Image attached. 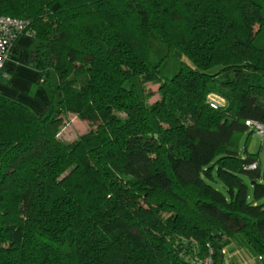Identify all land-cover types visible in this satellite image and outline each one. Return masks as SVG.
Wrapping results in <instances>:
<instances>
[{
    "label": "trees",
    "instance_id": "obj_1",
    "mask_svg": "<svg viewBox=\"0 0 264 264\" xmlns=\"http://www.w3.org/2000/svg\"><path fill=\"white\" fill-rule=\"evenodd\" d=\"M263 10L0 0L50 91L44 116L0 96V264H221L232 241L264 264V172L239 150L246 121L264 126ZM151 33L183 56L172 78L149 61ZM69 114L92 127L73 142L58 138Z\"/></svg>",
    "mask_w": 264,
    "mask_h": 264
},
{
    "label": "crops",
    "instance_id": "obj_2",
    "mask_svg": "<svg viewBox=\"0 0 264 264\" xmlns=\"http://www.w3.org/2000/svg\"><path fill=\"white\" fill-rule=\"evenodd\" d=\"M34 39L29 35L21 36L10 48L4 64L7 80L0 82V94L3 97L28 107L35 115L44 116L50 107V94L42 85V76L29 66ZM35 88V91L33 90ZM31 91L33 93L31 94ZM221 264H263L240 241H232L222 251Z\"/></svg>",
    "mask_w": 264,
    "mask_h": 264
},
{
    "label": "rangeland",
    "instance_id": "obj_3",
    "mask_svg": "<svg viewBox=\"0 0 264 264\" xmlns=\"http://www.w3.org/2000/svg\"><path fill=\"white\" fill-rule=\"evenodd\" d=\"M252 1H256V0H252ZM262 13L264 17V10L262 11ZM254 30L256 32L257 27H255ZM253 45L259 49H264V21L261 23L260 31L255 37L253 41ZM175 55L177 56V58H175L171 54L168 55L165 46L158 41L154 33L149 34L148 37L149 61L153 66L158 67L159 72L165 78L168 79L172 78L179 70V64L177 59H183V56L178 53H176ZM0 83L3 84L4 82H0ZM53 87H56L55 78L53 79ZM138 88L139 90L141 89L139 84H137V89ZM156 89L157 86L155 85L152 84L145 85V91L153 92L155 94L149 100V103H153L158 99V96L156 95ZM33 90L35 91V88H33ZM48 92L50 91L48 90ZM32 93L33 91H31V94ZM215 100L217 101L218 99ZM47 114L48 112L45 115ZM91 128H92L91 125L87 121H82L78 119L76 116L69 114L64 117V125L60 129L58 138L65 142H73L81 135L87 133ZM251 130L253 131V133L250 136H248L247 133L242 136L239 143V150L241 151L242 154L244 150H246L250 154L258 155L259 171L264 172V137L259 136L255 130L253 129ZM250 195H252L251 190H250Z\"/></svg>",
    "mask_w": 264,
    "mask_h": 264
},
{
    "label": "built area",
    "instance_id": "obj_4",
    "mask_svg": "<svg viewBox=\"0 0 264 264\" xmlns=\"http://www.w3.org/2000/svg\"><path fill=\"white\" fill-rule=\"evenodd\" d=\"M27 26V22L22 20L11 19L8 17L0 16V81L7 80L9 77L4 71V64L8 59L9 51L15 40L19 35L23 33ZM212 103L210 106L212 108H216V102L211 100ZM245 125L256 131V133L264 137V126L253 122L246 121ZM255 166H251L249 168H254ZM196 264H213L211 257H205L199 259Z\"/></svg>",
    "mask_w": 264,
    "mask_h": 264
}]
</instances>
